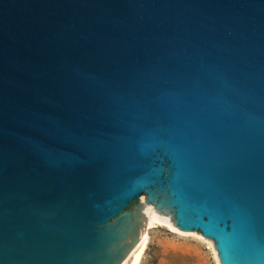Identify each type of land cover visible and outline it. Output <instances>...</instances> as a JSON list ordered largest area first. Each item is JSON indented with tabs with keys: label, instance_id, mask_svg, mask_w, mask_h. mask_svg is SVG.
<instances>
[{
	"label": "water",
	"instance_id": "95a60500",
	"mask_svg": "<svg viewBox=\"0 0 264 264\" xmlns=\"http://www.w3.org/2000/svg\"><path fill=\"white\" fill-rule=\"evenodd\" d=\"M146 210L264 264V0H0V264H123Z\"/></svg>",
	"mask_w": 264,
	"mask_h": 264
},
{
	"label": "rangeland",
	"instance_id": "374dc122",
	"mask_svg": "<svg viewBox=\"0 0 264 264\" xmlns=\"http://www.w3.org/2000/svg\"><path fill=\"white\" fill-rule=\"evenodd\" d=\"M130 214L135 222L137 212ZM151 224L148 217L144 229L143 226L137 228L139 238L146 236L138 264H220L211 239L193 231H178L162 223Z\"/></svg>",
	"mask_w": 264,
	"mask_h": 264
},
{
	"label": "bare ground",
	"instance_id": "6f19581e",
	"mask_svg": "<svg viewBox=\"0 0 264 264\" xmlns=\"http://www.w3.org/2000/svg\"><path fill=\"white\" fill-rule=\"evenodd\" d=\"M148 213H149L148 217H149L150 224L153 223V222L154 223L155 222L156 223H162V224L167 225L168 227L172 228L171 226L166 224L164 221H162L161 219H159L158 217H156L155 215H153L149 211H148ZM173 229H176L178 231L182 230V229H177V228H173ZM182 231H188V230H182ZM145 243H146V236L142 235L141 238L138 239L136 246L134 247V249L130 253V256L125 260V262L123 264H138L139 259H140L141 254H142V251H143V249L145 247Z\"/></svg>",
	"mask_w": 264,
	"mask_h": 264
}]
</instances>
